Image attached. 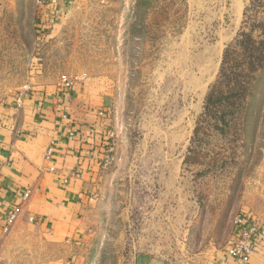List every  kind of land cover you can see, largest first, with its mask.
<instances>
[{
    "label": "rangeland",
    "instance_id": "374dc122",
    "mask_svg": "<svg viewBox=\"0 0 264 264\" xmlns=\"http://www.w3.org/2000/svg\"><path fill=\"white\" fill-rule=\"evenodd\" d=\"M86 1L39 39L36 0H0V105L67 79L107 109L110 198L82 264H133L138 254L206 264L243 207L264 213V0ZM245 34L256 65L221 123L205 97ZM22 233L0 264H67L78 251Z\"/></svg>",
    "mask_w": 264,
    "mask_h": 264
},
{
    "label": "crops",
    "instance_id": "0c3cea01",
    "mask_svg": "<svg viewBox=\"0 0 264 264\" xmlns=\"http://www.w3.org/2000/svg\"><path fill=\"white\" fill-rule=\"evenodd\" d=\"M85 2L51 0L43 11L52 14L48 25L64 24ZM17 96L0 105V263L14 258L22 232L31 229L49 246L78 248L67 264H82L81 248L97 229L99 208L110 198L106 171L113 164L108 152L112 140L103 127L107 109L88 103L75 84L66 89L61 81L33 87L20 103ZM25 191L30 194L23 202ZM16 209L19 215L9 230L6 222ZM239 212L264 215L247 206ZM133 264L180 263L138 254ZM206 264L242 263L229 255L226 244ZM247 264H264V237Z\"/></svg>",
    "mask_w": 264,
    "mask_h": 264
},
{
    "label": "trees",
    "instance_id": "16d2710c",
    "mask_svg": "<svg viewBox=\"0 0 264 264\" xmlns=\"http://www.w3.org/2000/svg\"><path fill=\"white\" fill-rule=\"evenodd\" d=\"M35 26L39 28L38 19ZM260 44L264 50V44ZM256 50L254 40L245 34L233 46L226 48L222 55L218 77L205 97L204 107L206 113L214 112L213 115L221 123L234 113L245 96L248 76L256 65Z\"/></svg>",
    "mask_w": 264,
    "mask_h": 264
},
{
    "label": "built area",
    "instance_id": "2783aa9c",
    "mask_svg": "<svg viewBox=\"0 0 264 264\" xmlns=\"http://www.w3.org/2000/svg\"><path fill=\"white\" fill-rule=\"evenodd\" d=\"M51 3V0H36V8H37V19L38 25L41 31L44 32L46 26H48L51 20H48L46 14H44L45 7ZM45 22V24H43ZM61 85L70 89L72 87V82L67 79H61ZM29 88H25V91L20 93L16 100L18 103L22 101L24 97L29 93ZM106 117H109V113H105ZM112 133H109V138L112 140ZM109 154L112 152V143H110V147L108 149ZM30 191H25L21 197L22 201H26L29 197ZM19 215V209H16L12 212L6 222V228H10L16 221ZM32 221V219H30ZM232 233L230 238L227 241V249L229 255L234 258L236 261L247 264L250 260L252 253L257 246L259 240L264 237V215L261 216H253L250 213H242L238 212L234 219L232 225Z\"/></svg>",
    "mask_w": 264,
    "mask_h": 264
}]
</instances>
